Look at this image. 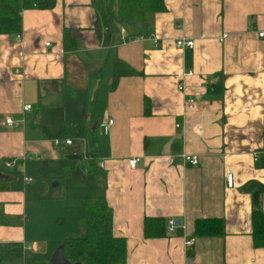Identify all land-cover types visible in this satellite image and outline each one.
Instances as JSON below:
<instances>
[{
    "label": "crops",
    "instance_id": "obj_1",
    "mask_svg": "<svg viewBox=\"0 0 264 264\" xmlns=\"http://www.w3.org/2000/svg\"><path fill=\"white\" fill-rule=\"evenodd\" d=\"M163 4L115 23L109 39L94 30L91 0L24 9L19 39L0 34V205L13 220L0 225V246L20 243L22 264H49L62 238L81 231L83 199L95 196L111 208L113 235L125 238L120 264H264L251 235L252 211L264 213V0ZM65 29L72 50L62 48ZM180 37L193 46L177 49ZM55 137L72 144L54 146ZM69 153L82 154L84 172L64 165ZM182 153L198 163L177 160ZM131 156L139 159L129 169ZM61 173L81 180L68 189ZM145 216L163 218L164 235L144 238ZM210 218L223 233L196 234L195 220Z\"/></svg>",
    "mask_w": 264,
    "mask_h": 264
},
{
    "label": "trees",
    "instance_id": "obj_2",
    "mask_svg": "<svg viewBox=\"0 0 264 264\" xmlns=\"http://www.w3.org/2000/svg\"><path fill=\"white\" fill-rule=\"evenodd\" d=\"M54 0H0V34L16 35L21 31V12L29 8H50ZM95 10L94 30L109 39L115 23L141 21L150 13L164 10L163 0H91ZM76 46L68 30L62 34L63 50ZM64 165L75 161L63 159ZM90 172H96L93 156L85 158ZM3 188L0 186V189ZM83 212L79 219L81 231L66 235L61 240L63 257L71 264H120L125 259V238L113 235L111 231V208L103 196L85 197ZM252 219V239L256 247H264V213L254 209ZM0 205V225L12 223ZM222 220L196 219L194 232L199 235L222 234ZM165 232V220L161 217H144L142 235L144 238L160 237ZM21 244L10 242L0 246V264H22Z\"/></svg>",
    "mask_w": 264,
    "mask_h": 264
},
{
    "label": "built area",
    "instance_id": "obj_3",
    "mask_svg": "<svg viewBox=\"0 0 264 264\" xmlns=\"http://www.w3.org/2000/svg\"><path fill=\"white\" fill-rule=\"evenodd\" d=\"M119 33L122 34L123 33V29L122 28H119ZM226 34H222V36H220V40H223L224 36ZM258 35L259 36H264V31H260L258 32ZM16 39L18 40L19 39V34H16L15 35ZM136 39H139V37H136L134 38L133 40H136ZM45 45H48V42H45ZM174 46L177 48V49H183V48H191L193 46V40L191 39H184L183 37H180V38H176L174 40ZM191 75V72H186V73H181L180 76L183 78L184 76H189ZM176 88L178 91H180L182 94H183V100L181 102V105H182V108L183 110H186V109H190L193 107V99L191 96H189L188 94H186L184 92V84L182 82L178 83L176 85ZM31 106L30 104H23L22 105V108L21 110L24 112V111H28L30 110ZM15 123V121L10 117V116H7L4 118V124L8 127L12 126L13 124ZM112 123V119L108 118L106 120H104L103 122H101L99 124V127L103 130V131H106L108 129V127L111 125ZM52 144L54 146H57V145H60V144H71V140L69 138H64V139H60V138H53L52 140ZM259 152H264V150L262 151H259ZM258 151H254L252 153L253 155V158L254 160L256 159V156L257 154L259 153ZM27 157H26V154H23L19 159L21 160H25ZM138 157L137 156H131L129 158H127L126 160V164L128 166L129 169H132L135 167L137 161H138ZM177 160L181 161L182 163H188L190 165H196L197 162H198V158L195 154H180L179 156L176 157ZM4 166H11L12 164L8 161H4ZM100 167H101V164H100ZM31 179L28 177V176H23V181L25 183H28ZM225 181H226V186L228 188H231L233 186V174L231 172H227L226 173V176H225ZM167 229L168 230H172L173 226H174V220L173 219H168L167 222ZM186 245L188 244H191V241H186L185 242Z\"/></svg>",
    "mask_w": 264,
    "mask_h": 264
},
{
    "label": "water",
    "instance_id": "obj_4",
    "mask_svg": "<svg viewBox=\"0 0 264 264\" xmlns=\"http://www.w3.org/2000/svg\"><path fill=\"white\" fill-rule=\"evenodd\" d=\"M63 159L72 160V161L77 162L79 169L82 172L85 171L84 164H83V157H82L81 153H69V154L64 155ZM176 222H178L177 219H176ZM49 264H71L67 260H65V258L63 257L61 244L58 245L55 248V250L52 252V254H51L50 258H49ZM78 264H80V263H78Z\"/></svg>",
    "mask_w": 264,
    "mask_h": 264
},
{
    "label": "rangeland",
    "instance_id": "obj_5",
    "mask_svg": "<svg viewBox=\"0 0 264 264\" xmlns=\"http://www.w3.org/2000/svg\"><path fill=\"white\" fill-rule=\"evenodd\" d=\"M9 169H10V167H8ZM77 168V167H76ZM76 170H78V169H76ZM81 171V170H80ZM82 172V171H81ZM61 175L62 176H57V177H60V179L61 180H63V183H65L66 184V182H68L67 183V188L68 189H71V188H73V187H75L76 186V184H79V182H80V176H66L65 174H63V173H61ZM83 179H84V177H83ZM55 181H53V183H54ZM52 183V182H51ZM71 186V187H70ZM83 186H85L84 184H83ZM59 189H61V185L59 186Z\"/></svg>",
    "mask_w": 264,
    "mask_h": 264
},
{
    "label": "bare ground",
    "instance_id": "obj_6",
    "mask_svg": "<svg viewBox=\"0 0 264 264\" xmlns=\"http://www.w3.org/2000/svg\"><path fill=\"white\" fill-rule=\"evenodd\" d=\"M120 28H122V27H120ZM123 29V28H122ZM123 32H124V30H123ZM259 36V35H258ZM261 37V36H260ZM263 37V36H262ZM57 138H60V139H64L65 137H57ZM70 140H71V144H72V139L71 138H69ZM60 145H68V144H60ZM70 145V144H69ZM57 146H59V145H57ZM185 154V153H184ZM196 155V154H195ZM197 156V155H196ZM83 157V156H82ZM197 158H198V156H197ZM198 163V162H197ZM83 164H84V159H83ZM185 164V163H184ZM174 225H175V222H174ZM169 231H171V230H169Z\"/></svg>",
    "mask_w": 264,
    "mask_h": 264
}]
</instances>
